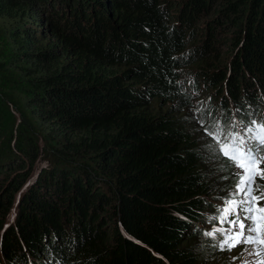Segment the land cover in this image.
<instances>
[{
    "label": "trees",
    "instance_id": "trees-1",
    "mask_svg": "<svg viewBox=\"0 0 264 264\" xmlns=\"http://www.w3.org/2000/svg\"><path fill=\"white\" fill-rule=\"evenodd\" d=\"M154 1L0 0L11 47L0 70L9 62L22 77L15 100L0 90V262L201 260L197 238L211 227L200 222L213 224L218 204L203 194L230 169L212 180L203 169L204 139L182 111L184 87H196L183 85L178 55L191 34L192 55L213 54L235 28L229 100L264 102V0H221L203 21L212 0H181L172 15ZM206 63L195 77L219 94L225 68Z\"/></svg>",
    "mask_w": 264,
    "mask_h": 264
},
{
    "label": "rangeland",
    "instance_id": "rangeland-1",
    "mask_svg": "<svg viewBox=\"0 0 264 264\" xmlns=\"http://www.w3.org/2000/svg\"><path fill=\"white\" fill-rule=\"evenodd\" d=\"M154 2H159L161 4L165 3V9L168 14H174V11H177V6L179 3H181V0H155ZM221 0H212L211 1V10H206L204 13V16L202 17L201 21L204 19H211L217 15L215 13V10L219 8L221 5ZM245 12V11H244ZM245 14V13H244ZM174 18V17H173ZM176 18L172 19L173 22ZM243 18H241V21ZM198 21V20H197ZM1 24V21H0ZM37 28H41L40 26H37ZM223 29V38L222 40L229 43L231 41V37L235 34L236 30L233 27H226ZM189 29V27H188ZM233 29V30H232ZM185 35L187 34L186 31H183ZM234 32V33H233ZM135 35V34H134ZM195 37L193 34H191L189 37H187L185 44V49L180 52L181 59L179 60L181 64L180 67H178V71H182L184 74L180 78L183 80V85L188 86L193 85L195 83V87L193 89H186L184 87V90L186 92V104L182 107V111H184L186 108H188V112H190V115L192 119L194 120L192 123L194 126L198 129L200 137H203L204 139V145H202L200 142V149L201 152L204 155V165L203 169H206V171H212L213 175L210 176V179L212 180L214 176L218 175V171L215 170L218 165H227L230 169V172L225 174L224 178L222 180L211 181L210 183V190H208L207 193L203 194V197L207 200L214 199L215 201H218V204H215V207L212 208V210H216L217 207L221 206L222 200L225 198L226 194L230 191L234 182V173L237 171L234 167L230 166L227 162V160L224 157H213L210 154V151L208 147L206 146L209 142V138L205 135L204 129L201 127V124H207L211 125L214 121L219 120L222 124L227 125L229 124L233 118L235 117L238 120H245L247 121L248 118L245 115V111L242 110L245 108L248 109V104L244 105H234L229 99H231V96L228 95L226 91H223V88L226 90L227 83L229 81L228 76L232 73L234 74V70L229 71L227 69L229 63L231 62L233 54H231V49L229 44V47L227 46L226 42L217 44L215 46V52L209 53L207 56L199 57L200 53L196 55H192L190 49H192V44L195 43ZM43 39V37L36 36L32 40L33 44L40 45V40ZM136 43V42H135ZM138 44V43H137ZM198 45V43L196 44ZM124 46V43H123ZM10 45L7 44V39L4 34L0 32V59L6 58V55L10 54ZM121 54L123 53V49L120 50ZM194 53V52H192ZM206 61L205 67L210 70H217L218 68H225L223 70L222 79H220V82H216L215 85H220V88H222L221 92L214 93L216 91V86H210L208 84H204V86L201 85L200 80L196 78L195 76L198 75L197 70L199 69V64L201 65L203 61ZM9 62L3 67L2 71L0 70V90L4 91L5 93H8L10 96L14 94L15 97H12V99H16L17 93L14 91L16 88V84L18 82L22 81V77L20 74L15 73V71L9 66ZM13 70V71H12ZM243 68H240L236 74L239 75L243 73ZM232 76V75H231ZM237 77V76H235ZM178 78V80H180ZM245 78H248V75L245 76ZM244 78V80H246ZM251 80L248 78V81ZM238 81V80H237ZM227 87V88H226ZM222 98V99H221ZM225 100V101H224ZM238 100V99H237ZM4 102L9 105V102L4 99ZM170 104V103H169ZM27 105V104H26ZM224 107V108H223ZM239 107L240 110L237 108ZM200 109V112H197L196 110ZM27 115L30 114L28 110H24ZM235 112V113H234ZM195 117V118H194ZM48 163H50L48 161ZM41 164H44V161H41V163L35 164L32 172L34 173L36 168H38ZM221 172H227L225 169L223 170L220 168L219 173ZM261 184H264V181H260ZM221 184H226L223 188V190L220 193V186ZM227 191V192H226ZM14 206L11 205L8 211V214L6 215V219H8L7 223L12 222L14 220ZM211 210V211H212ZM207 224H204V222H200V226L204 227ZM218 223L214 224L213 227H220ZM226 227V225H224ZM193 230V229H192ZM197 244L199 246H205L199 248L198 255L200 256V259L197 264H240L239 260L233 261V256H239L240 252L242 251V248L238 247L234 249L232 252L228 251H219L217 248L213 247V240L211 239H204V238H197ZM28 258V257H27ZM43 258V257H42ZM27 260V259H26ZM0 264H5L3 262H0Z\"/></svg>",
    "mask_w": 264,
    "mask_h": 264
},
{
    "label": "snow or ice",
    "instance_id": "snow-or-ice-1",
    "mask_svg": "<svg viewBox=\"0 0 264 264\" xmlns=\"http://www.w3.org/2000/svg\"><path fill=\"white\" fill-rule=\"evenodd\" d=\"M201 127L209 138L210 154L224 157L237 170L222 205L209 217L221 226L203 234L219 251L242 248L233 261L264 264V184L260 183L264 181V121L234 117L227 125L216 120Z\"/></svg>",
    "mask_w": 264,
    "mask_h": 264
},
{
    "label": "clouds",
    "instance_id": "clouds-1",
    "mask_svg": "<svg viewBox=\"0 0 264 264\" xmlns=\"http://www.w3.org/2000/svg\"><path fill=\"white\" fill-rule=\"evenodd\" d=\"M223 91H226V90L223 88ZM259 95H260V93H259ZM260 98L262 100H264L262 95H260ZM244 104H248V109L247 110L245 108L242 109V110L245 111L244 113H245V115L247 116L248 119L249 118H254V119H257V120L264 121V102L261 103L259 99H255V100L251 99V101H244L243 105ZM237 109L240 110L239 107Z\"/></svg>",
    "mask_w": 264,
    "mask_h": 264
}]
</instances>
